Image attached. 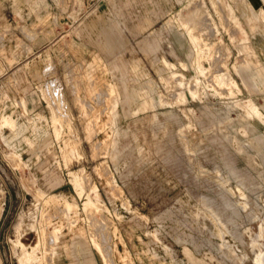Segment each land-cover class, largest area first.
Returning a JSON list of instances; mask_svg holds the SVG:
<instances>
[{
  "label": "rangeland",
  "instance_id": "obj_1",
  "mask_svg": "<svg viewBox=\"0 0 264 264\" xmlns=\"http://www.w3.org/2000/svg\"><path fill=\"white\" fill-rule=\"evenodd\" d=\"M0 264H264V0H0Z\"/></svg>",
  "mask_w": 264,
  "mask_h": 264
},
{
  "label": "crops",
  "instance_id": "obj_2",
  "mask_svg": "<svg viewBox=\"0 0 264 264\" xmlns=\"http://www.w3.org/2000/svg\"><path fill=\"white\" fill-rule=\"evenodd\" d=\"M93 81H95V80H93ZM82 84H83V83H77V82H76V88L79 89V88L82 86ZM84 85H85L86 90H92V89L94 88L92 85H88V84H87V85L84 84ZM77 98H78V101H79L81 104H83V102H84L85 99H84L82 96H80V95H78ZM115 103H116V101H115ZM115 103H114V104H115ZM111 119H112V115H111ZM6 123H7V122L5 121V124H6ZM92 129H93V128H92Z\"/></svg>",
  "mask_w": 264,
  "mask_h": 264
},
{
  "label": "bare ground",
  "instance_id": "obj_3",
  "mask_svg": "<svg viewBox=\"0 0 264 264\" xmlns=\"http://www.w3.org/2000/svg\"><path fill=\"white\" fill-rule=\"evenodd\" d=\"M199 57H200V56H199ZM228 81H229V84L231 83V84L234 86V83H233L231 80L228 79ZM31 250L33 251V248H32ZM32 251H30V252H32ZM25 258L29 261V263H30V261H32V260L30 259V254H29V252L25 255Z\"/></svg>",
  "mask_w": 264,
  "mask_h": 264
}]
</instances>
